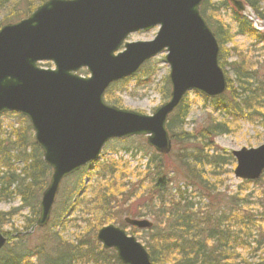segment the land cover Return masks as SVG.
I'll use <instances>...</instances> for the list:
<instances>
[{
	"label": "water",
	"instance_id": "obj_1",
	"mask_svg": "<svg viewBox=\"0 0 264 264\" xmlns=\"http://www.w3.org/2000/svg\"><path fill=\"white\" fill-rule=\"evenodd\" d=\"M203 1L47 0L27 18L0 28V114L13 111L29 119L52 169L31 231L50 221L63 180L99 159L109 140L142 135L148 146L168 154V119L186 94L216 97L227 90L219 43L200 12ZM156 26L160 29L153 40L125 42L130 33ZM163 51L170 66L166 102L150 115L106 102L112 83L134 75ZM44 62L53 67L40 66ZM83 68L88 76L78 74ZM232 154L236 177H261L264 144ZM125 221L138 228L152 226L148 219ZM97 240L106 249L114 248L123 264H152L146 247L120 226L101 227ZM6 242L0 231V250Z\"/></svg>",
	"mask_w": 264,
	"mask_h": 264
},
{
	"label": "rangeland",
	"instance_id": "obj_2",
	"mask_svg": "<svg viewBox=\"0 0 264 264\" xmlns=\"http://www.w3.org/2000/svg\"><path fill=\"white\" fill-rule=\"evenodd\" d=\"M18 6H20L18 8L22 9L24 5L21 4ZM231 7L235 8L233 5H231ZM231 7L217 14L218 17L228 25L230 32L234 35L232 39L224 44L223 56L221 58L223 69L229 82V88L223 95L224 99L223 96L212 99L198 92H190L184 100L189 106L188 117L182 127H175L174 132L176 131L179 133L184 131V133H199L204 128L212 126L222 127L221 131L214 137V145L217 149L212 151L213 153L210 155V160L216 162H218L217 160L224 159V162L220 163L218 168L221 174H219L216 179V182L222 180L221 186L219 185L220 188H217V183V187H214L217 189H211L210 195L204 194L196 184V187H187V189L190 193L193 192L194 196H199H197L196 199L192 198L194 201L192 203L196 205L195 208L198 209L199 212H202L200 215L201 217L204 213L210 214L212 224L214 222V217L211 214L221 217V222L213 225L216 231L219 229L218 225L221 227L225 226V219L227 216L230 218L235 215V212L229 211L228 207L235 206L236 211H238L239 204V206L245 210L246 219H250L249 221L251 224L245 220L246 231L239 233L240 236H238V230L241 231V225H238V216L232 219L235 222V224H232V227L236 232L235 239L237 240L236 243L233 242L232 244V258L234 259L221 264H264V262H262V260L264 261V222L259 218L261 212L264 211V175L254 182H245L237 178L234 175L236 159L231 153L233 150H239L243 147L256 148L264 144V118L261 117V115L264 114V39H257L256 36L242 33L238 23L232 20L233 12ZM258 7L260 14L263 15L264 0H258ZM6 12V9L0 11V20L6 15ZM243 12L245 13V11H242V13ZM260 23L258 32L264 35V21ZM158 30L159 27H154L148 31L140 30L134 32L128 36V41L152 40L156 36ZM165 55L166 52L158 54L146 63L135 75L115 84V86L110 89V93H108V95L111 94L112 99L114 98L119 101V105H113L150 115L157 107L167 101L169 99V97L166 96L167 84L169 85V93L171 88L168 77L170 67L165 62ZM47 67L50 68L53 67V65L50 64ZM245 71L249 72L248 77L243 76ZM81 72L82 75H88L85 69ZM240 85H250L251 92L248 96V100L252 108H247L244 104H241V98H238ZM252 94L259 96H256L254 99H249L252 97ZM20 118V114L17 113L4 114L1 118L3 129L9 131L12 127H17ZM194 147V142L189 139L176 142L173 141V149L168 154L169 157L166 163L171 167L170 169L176 167V172L173 171L171 173L174 182L170 184L168 193H163L165 196L163 194L161 195L165 197L164 199H168L166 194L172 195L175 188L177 189L180 185L185 186L184 184L188 183L184 181L185 179L183 180V176L180 174V171H183L180 170L183 164L181 163V159L186 157L185 153H188V155L194 153L192 152ZM154 154L158 153L146 144V138L144 136L113 139L109 141L101 157L93 164L94 166H86L78 172L82 175L83 186H87L86 192H84L83 195L80 194L82 190H80L78 194L81 195L80 197H82L83 203L87 202L93 198L91 194L95 188L106 187L108 183H111L109 180L112 176L113 180L111 179V181L117 183V186H121L122 183L124 186L127 184V186L131 188L127 195L130 196L131 193L135 191V194L138 196L128 202H126L125 198L124 200L126 203L118 205V208H114V204L110 202L107 205L108 210L111 212L109 216L110 220H107L105 224L113 223L123 226L129 233L134 234L142 243L147 244L148 241L157 251V249L159 250L161 247V244L157 246L156 243L151 240V235L153 232H155V235L158 233L159 236L166 234L169 224L165 219V221H162L160 218L161 220L158 221L157 227L153 230L137 229L129 226L124 221L127 216L133 217L129 214L131 211L129 212L128 210L132 202L133 207H131V209H133L134 213L139 212L141 208L144 211L147 208L146 202L151 188V178L148 176L146 168L152 167L149 161L153 158ZM229 155L233 157L232 163H226ZM13 164L15 169L24 166L23 162L19 160L14 161ZM204 166L207 171H212L211 166L209 167L205 164ZM123 173H125V175L121 178ZM76 181V177H70L63 182L61 191L54 204L49 224L45 228L34 231L27 238L28 254L37 253V258L31 256V264L42 263L40 260H42L47 253L51 254V252H53L51 250L53 246L50 243L52 241V238H50L52 233L57 234V236L63 240H75L80 236L92 234L87 228V220L91 223V220H101L105 218L103 217L104 212L95 211V209L90 210V208L86 206L80 207L74 212H66L70 202V200L67 199ZM123 190L126 191L128 188L126 187ZM234 195H238V201H232ZM248 195H251L248 198L249 201H241L244 196ZM124 197L123 195L122 198ZM119 198H121V196ZM233 202H235L234 205ZM20 204L18 198L11 200V202L0 201V212L11 213L20 207ZM155 204H159V201L155 202ZM241 204H245V206L242 207ZM164 207L166 209L168 206L165 205ZM159 209L158 207L155 208L157 214ZM89 210L91 214H87ZM29 212L28 208L14 211L9 216V222L3 224L0 230L3 231L4 234H7L8 237L13 236L14 238L17 232L24 230L23 226L27 216L30 215ZM62 216L67 218L65 225L61 227L56 226L59 224ZM143 217L155 223V219L152 216ZM14 242L15 239L6 244L0 252V258L10 254L11 251L9 248L13 247L11 243ZM37 251H42L44 255L41 256V253L38 254ZM177 259L179 258L176 255L171 256L170 260L165 264H171ZM81 264L94 263L87 262Z\"/></svg>",
	"mask_w": 264,
	"mask_h": 264
},
{
	"label": "trees",
	"instance_id": "obj_3",
	"mask_svg": "<svg viewBox=\"0 0 264 264\" xmlns=\"http://www.w3.org/2000/svg\"><path fill=\"white\" fill-rule=\"evenodd\" d=\"M46 0H0V11L6 9V15L0 20V28L2 25L10 22H16L22 18L30 15L38 5L45 2ZM246 5L251 7L262 19L264 14L261 15L258 7V0H242ZM23 4L22 9L18 8ZM230 0H204L201 6V13L205 17L209 26L212 28L221 46L220 53V64L221 62L223 46L234 36L228 25L225 24L217 14L220 11L226 10L231 7ZM232 9V20L237 22L240 31L245 34L256 36L257 39H264V35L256 31L248 19L239 13L235 8ZM249 72L245 71L243 76L248 77ZM113 85L112 87H114ZM166 96L169 97V85L167 84ZM111 87V88H112ZM110 88V89H111ZM110 89L106 93V100L115 105H119L117 99H112ZM239 89V88H238ZM251 88L250 85H240V92H238V98H241V104H244L247 108H252L248 100ZM256 94H252L249 99H254ZM114 97V96H113ZM222 99V98H220ZM224 99V96H223ZM189 106L183 101V103L175 110L170 116L168 121V130L172 135L173 141H180L189 139L193 141L195 147L193 148L190 155L185 153L186 157L181 159L182 168H180V174L183 176V180L188 182L185 186H178L175 188L172 195L166 194L168 199L161 196L163 193H168L170 184L174 182L171 173L176 172V167H169L166 163L168 155L154 154L153 158L149 161L152 167H147L146 172L151 178V188L147 198V208L144 211L142 208L139 212L134 213L130 205L129 214L133 217L152 216L155 219L153 222L152 230L157 227L158 221L165 219L168 222V228L165 235L159 236L155 232L151 235V240L156 243L157 246L160 244L159 250L147 241L145 246L147 247L153 264H165L170 260L171 256L176 255L179 259L174 260L171 264H221L227 261H231L233 256L232 244L236 243V232L234 231L232 224L235 222L232 220L235 216H238V225H241V231H246V222H250L246 219L245 210L242 209L238 204V211L235 206L228 207L229 211L235 212V215L229 218L226 217L225 226L221 227L216 231L213 227L214 224L220 223L221 217L211 214L214 217L212 224L210 214L204 213L201 217L202 212H199L193 205L194 193H190L187 187L192 188L200 187L204 194L210 195L211 189H219L222 180L216 182L217 176L221 174L218 171L222 160H210L212 151L217 148L214 145V137L221 131L222 127L212 126L209 128L202 129L199 133H184L181 131L177 133L175 127H182L185 124V120L188 117ZM6 114V113H5ZM12 114V113H10ZM4 114L0 115V201L11 202V200L19 199L20 207L14 211H19L22 208H28L29 214L24 223V230L17 232L13 238L8 237V243L15 239L10 254L6 257L0 258V264H31V256L37 258V253L28 254L27 238L30 236L29 230L34 226L39 215V203L40 196L45 187L48 184L51 176V168L47 165L43 159L42 150L34 141L33 132L31 125L26 117L20 115V122L17 127H12L11 130L7 131L3 129L1 118ZM264 118V114L261 115ZM176 125V126H175ZM221 125V124H220ZM214 130V131H213ZM233 157L228 156L226 163H232ZM19 160L23 162L22 168H14V161ZM203 163V164H202ZM202 164V166H201ZM211 166L212 171H207L204 166ZM125 173L122 174L123 178ZM72 177H76L77 181L70 192V196L67 200H70L69 207L66 212H74L76 209L86 206L87 208L95 209V211L104 212L101 220L94 219L87 220V228L92 234H86L80 236L78 239L69 240L59 238L57 234H51L50 242L53 247V252L47 253L44 258L40 260L42 263L39 264H81L87 262H93L94 264H122L114 250H105L102 248L100 243L96 239L97 230L105 225V222L110 220L109 216L111 212L108 210L107 205L111 202L114 204V208H118V205L125 204L132 199H135L138 195L135 191L131 195H127L130 187L117 186V183L112 182L113 176L110 178V182L106 187L95 188L92 192L93 198L87 202H82L81 195L78 194L82 190V195L86 192L87 186H83L82 175L80 173L74 174ZM252 182V181H245ZM218 183V187H217ZM196 184V185H195ZM211 185V186H210ZM128 190L124 191V188ZM217 187V188H214ZM240 187V186H239ZM123 190V191H120ZM78 194V195H77ZM125 196L122 198V196ZM158 195V196H157ZM164 195V194H163ZM121 196V198H119ZM134 196V197H133ZM165 196V195H164ZM251 195L244 196L241 201H249L248 198ZM199 197V196H198ZM126 198V202L125 199ZM158 198V199H157ZM193 198V199H192ZM232 201H238V195L232 197ZM192 199V200H191ZM159 201V204L155 202ZM219 203V202H218ZM151 204V205H148ZM235 202H233V205ZM168 206L166 209L164 206ZM245 206V204H241ZM160 208L158 214L155 212V208ZM90 210L87 214H91ZM0 212V227L9 222V216L14 212ZM147 212V213H145ZM263 212V213H262ZM259 218L264 222V211H262ZM161 218V219H160ZM67 218L62 216L59 224L56 226H64ZM164 220V221H165ZM245 220H247L245 222ZM251 224V222L249 223ZM252 226V225H250ZM248 227V226H247ZM7 235V234H6ZM8 236V235H7ZM231 237V239H230ZM233 237V238H232ZM27 250V251H26ZM41 256L44 255L42 251H37ZM174 253V254H173ZM262 260V258H261ZM213 262V263H212ZM262 262H264L262 260Z\"/></svg>",
	"mask_w": 264,
	"mask_h": 264
}]
</instances>
